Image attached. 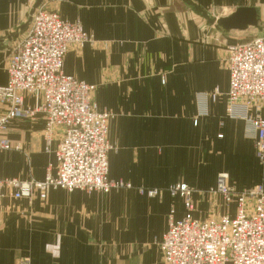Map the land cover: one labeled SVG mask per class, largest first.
<instances>
[{
  "label": "crops",
  "instance_id": "1",
  "mask_svg": "<svg viewBox=\"0 0 264 264\" xmlns=\"http://www.w3.org/2000/svg\"><path fill=\"white\" fill-rule=\"evenodd\" d=\"M35 0H0V86L7 82L8 51L21 38ZM185 0H43L60 19L79 24L92 38L69 46L62 71L95 87L92 104L112 114L107 140L108 178L129 189L87 194L57 189L46 200L13 199L2 189L0 264H165L157 246L173 210L184 216L179 198H148L138 188L186 184L193 193V218L225 212L211 194L226 174L237 191L261 186L254 140L242 120L226 116L228 48L264 37V0H187L220 19L239 8L254 9L258 29L222 32L198 16ZM261 29V30H259ZM216 92L212 100L211 95ZM34 98L23 96L24 107ZM42 114L13 119L0 150V180L44 179L55 157L46 152Z\"/></svg>",
  "mask_w": 264,
  "mask_h": 264
},
{
  "label": "built area",
  "instance_id": "2",
  "mask_svg": "<svg viewBox=\"0 0 264 264\" xmlns=\"http://www.w3.org/2000/svg\"><path fill=\"white\" fill-rule=\"evenodd\" d=\"M91 40L79 24L63 21L40 5L10 47L7 82L0 86V150L12 148L6 138L11 120L42 114L44 149L49 152L56 143V164L54 174L48 167L41 181L0 180V202L3 188L10 190L13 199L36 195L42 201L57 189L90 194L131 188L108 178L107 156L115 149L107 140L112 114L92 104L94 86L62 71L69 46L83 47ZM225 63L229 70L226 116L245 122L246 135L254 140L256 158L264 169V37L229 46ZM24 95L34 98V106L24 107ZM215 96L216 92L211 99ZM227 179L219 174L210 193L218 195L227 208L235 204L234 215L225 212L206 220L193 218L194 191L186 184L138 188L148 198L166 193L182 201L183 218L176 220L170 210L167 230L157 244L165 264H264V190L257 186L237 191ZM19 264L30 263L21 260Z\"/></svg>",
  "mask_w": 264,
  "mask_h": 264
},
{
  "label": "water",
  "instance_id": "3",
  "mask_svg": "<svg viewBox=\"0 0 264 264\" xmlns=\"http://www.w3.org/2000/svg\"><path fill=\"white\" fill-rule=\"evenodd\" d=\"M42 2L43 0L34 1L28 12L26 22L19 27V31L24 30L30 24L35 10L41 5ZM184 3L192 8V10L202 19H204L209 25L222 32H228L229 30H245L248 27L258 29V17L254 9L239 8L225 18L216 19L210 17L206 12L202 11L191 2H187V0H185ZM256 38H260V36H257L254 39Z\"/></svg>",
  "mask_w": 264,
  "mask_h": 264
},
{
  "label": "rangeland",
  "instance_id": "4",
  "mask_svg": "<svg viewBox=\"0 0 264 264\" xmlns=\"http://www.w3.org/2000/svg\"><path fill=\"white\" fill-rule=\"evenodd\" d=\"M26 29V28H25Z\"/></svg>",
  "mask_w": 264,
  "mask_h": 264
}]
</instances>
